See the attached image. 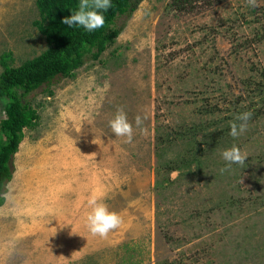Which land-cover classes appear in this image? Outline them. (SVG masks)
<instances>
[{"label":"rangeland","instance_id":"obj_1","mask_svg":"<svg viewBox=\"0 0 264 264\" xmlns=\"http://www.w3.org/2000/svg\"><path fill=\"white\" fill-rule=\"evenodd\" d=\"M169 2L142 0L99 60L25 97L39 119L12 158L0 264H264V0L186 14ZM37 20L36 0H0V58L19 66L48 48ZM121 107L131 143L109 126ZM237 109L252 113L247 131L219 136ZM205 124L202 164L169 171L190 145L182 130ZM233 145L245 164L221 172ZM92 196L123 218L106 238L87 227Z\"/></svg>","mask_w":264,"mask_h":264},{"label":"trees","instance_id":"obj_2","mask_svg":"<svg viewBox=\"0 0 264 264\" xmlns=\"http://www.w3.org/2000/svg\"><path fill=\"white\" fill-rule=\"evenodd\" d=\"M141 1L111 0L112 7L103 13L104 26L89 32L80 26L68 28L61 23L65 17L78 10L80 0H36L39 20L34 21V25L44 36L48 48L39 56L26 60L19 66H12L10 52L3 54L0 58L2 67L0 104L5 114L0 121V207L5 202L6 185L13 173L12 158L24 138V130L32 128L39 119L37 111L25 101V97L41 86L48 87L55 78L72 77L74 72L86 62L99 60L122 31V26L118 25V19L123 16L130 17ZM213 1L170 0L167 9L183 14L192 13L199 2H202V6H211ZM262 75L264 76L263 73ZM254 86L255 94L264 101V82H255ZM203 110L206 114L213 113L212 109L203 108ZM238 113L241 112L238 111ZM231 121L234 122L236 119L232 118ZM196 127L199 126L186 127L182 130L183 135L190 133L187 138L190 145L183 155L175 158L174 164L168 163L169 171L177 169L182 171L189 169L193 164L196 167L202 164L200 161L203 146L197 138L198 134L208 127L206 124L199 129ZM225 132H230V127L225 131L221 130L218 134L221 136ZM158 138L157 149L168 141L160 136Z\"/></svg>","mask_w":264,"mask_h":264},{"label":"clouds","instance_id":"obj_3","mask_svg":"<svg viewBox=\"0 0 264 264\" xmlns=\"http://www.w3.org/2000/svg\"><path fill=\"white\" fill-rule=\"evenodd\" d=\"M247 2L252 7L258 6L256 0H247ZM111 7V0H80L78 10L65 17L61 23L68 28L80 26L91 32L104 26L105 16L103 13ZM251 116V112H244L238 115L236 121L230 125L229 135L236 138L246 132ZM142 123V117L137 115L135 117L136 127L139 128ZM109 126L116 137L125 138L126 143L132 142L134 136L133 124L129 122L122 107L118 108L115 117L109 121ZM247 156V152L242 151L236 145L223 151L222 158L227 162V167L221 169V172L227 171L233 164L243 166ZM88 205L91 211L87 214V227L93 236L106 238L110 232L119 228L123 223V218L118 213L109 211L108 205L96 196H92L89 199Z\"/></svg>","mask_w":264,"mask_h":264}]
</instances>
